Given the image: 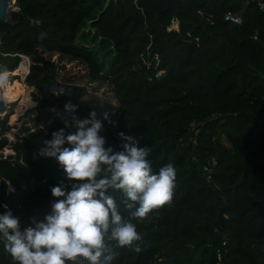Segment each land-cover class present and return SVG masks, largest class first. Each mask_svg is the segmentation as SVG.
<instances>
[{"label":"trees","instance_id":"obj_1","mask_svg":"<svg viewBox=\"0 0 264 264\" xmlns=\"http://www.w3.org/2000/svg\"><path fill=\"white\" fill-rule=\"evenodd\" d=\"M163 1L14 0L0 21V74L29 59L27 87L14 83V94L31 105L32 87L36 115L10 158L0 154V214L10 210L21 229L43 220L51 188L67 181L37 153L53 132L76 130L72 115L95 112L105 148L122 151L124 133L149 147L154 173L176 169L172 202L149 213L158 229L112 264H264V0H180L174 17ZM242 9L240 23L222 20ZM218 215L222 236L203 244ZM0 264H14L2 238Z\"/></svg>","mask_w":264,"mask_h":264},{"label":"clouds","instance_id":"obj_2","mask_svg":"<svg viewBox=\"0 0 264 264\" xmlns=\"http://www.w3.org/2000/svg\"><path fill=\"white\" fill-rule=\"evenodd\" d=\"M6 80L0 75V85ZM76 107L68 102L64 110L72 114ZM104 119L112 123L107 113ZM71 122L74 132L66 134L63 128L53 132L37 153L54 158L67 181L51 188L57 199L50 212L23 229L10 210L0 214V238L14 264H112L116 253L109 242L140 253L142 248L135 242L142 238L132 221L145 220L153 210L172 202L176 187L172 164L154 173L149 147H138V141L124 133L119 134L125 141L122 151L105 148L99 135L103 124L95 112L83 120L72 115ZM110 190L122 194L119 205ZM120 205L128 217L121 214Z\"/></svg>","mask_w":264,"mask_h":264},{"label":"rangeland","instance_id":"obj_3","mask_svg":"<svg viewBox=\"0 0 264 264\" xmlns=\"http://www.w3.org/2000/svg\"><path fill=\"white\" fill-rule=\"evenodd\" d=\"M12 0L9 2L8 5V10L11 9H15L13 7V4L11 3ZM171 27L175 28V24L172 22L171 23ZM22 60V57H21ZM20 60V64H19V68L17 67V71H15V73L11 72H3V74L0 75H6L7 80L5 83H3L2 85H0V98L6 100V101H13V103L7 105L3 112L0 114V119L7 114L8 118H7V122L9 124H12L15 122V118L26 108H31V111L27 114V116L23 119L20 120V122L15 123L11 126L7 127V130L3 133V137L4 139H6L7 143L0 149V154L1 155H12L11 150L8 148L9 147V143L13 142L14 140H18L20 136H22V132L19 131V128L21 125H26L29 126L31 125V119L34 118V116L36 115V102L33 101L32 97H31V93L33 91L32 87H28V89L26 90L27 94L29 95V98L31 99V105L27 104L25 105V107H21V105L19 104V100L17 99V96L14 94V83H18L21 86H25L23 85L21 82L24 78V75L27 73V69H28V65H29V59L28 58H24V62L22 63V61ZM66 69H68L70 72L76 71H81V67L79 66V68H67V66H65ZM16 69V68H15ZM14 69V70H15ZM7 73V74H4ZM16 77V79H15ZM27 87V86H25ZM97 94L100 97H105L107 96L106 91L99 90L97 91ZM18 113V114H17ZM31 130V129H30ZM13 134H16L18 137L14 138ZM0 136V138L2 137ZM135 225H136V230L137 232L140 234L141 238L144 237V235H146L148 232L150 231H156L158 229V225H157V218L155 216L152 215H148L147 219L145 220H134L132 221ZM109 246L112 247L114 252L120 251V250H124V252L126 250H128V247H124V248H119L116 247V244L114 241L109 242Z\"/></svg>","mask_w":264,"mask_h":264},{"label":"water","instance_id":"obj_4","mask_svg":"<svg viewBox=\"0 0 264 264\" xmlns=\"http://www.w3.org/2000/svg\"><path fill=\"white\" fill-rule=\"evenodd\" d=\"M11 0H0V21H4L7 16V11H8V5ZM180 0H164L163 1V10H170L172 13V16H175V13L177 11L178 5H179ZM12 4L14 3V0L11 2ZM12 10V9H11ZM242 11L239 12V16L242 15ZM13 101H4L2 98H0V114L3 112L4 108L13 103ZM31 111V108H26L24 109L16 118L15 122L12 124L7 123L6 126H11L15 123L20 122L21 119L25 118L27 114ZM14 138H17L18 136L16 134H13ZM4 158H10V154L6 155ZM214 224L217 226L218 232L212 235L208 240L203 239L201 242L204 243H213L214 241L218 240L222 235H221V230H222V219L221 216L218 215Z\"/></svg>","mask_w":264,"mask_h":264},{"label":"built area","instance_id":"obj_5","mask_svg":"<svg viewBox=\"0 0 264 264\" xmlns=\"http://www.w3.org/2000/svg\"><path fill=\"white\" fill-rule=\"evenodd\" d=\"M258 8L260 10L264 9V3L262 2H257ZM222 20L228 23H232V24H238L240 23V16L238 14H234L230 11H226L223 15H222Z\"/></svg>","mask_w":264,"mask_h":264},{"label":"bare ground","instance_id":"obj_6","mask_svg":"<svg viewBox=\"0 0 264 264\" xmlns=\"http://www.w3.org/2000/svg\"><path fill=\"white\" fill-rule=\"evenodd\" d=\"M4 100V99H3ZM4 101H6V100H4ZM18 114V113H17Z\"/></svg>","mask_w":264,"mask_h":264}]
</instances>
